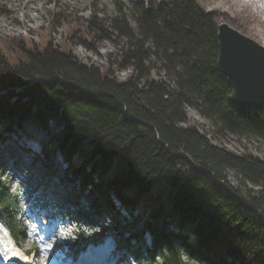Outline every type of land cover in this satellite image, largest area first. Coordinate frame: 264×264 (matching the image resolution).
Returning a JSON list of instances; mask_svg holds the SVG:
<instances>
[{"label": "trees", "instance_id": "16d2710c", "mask_svg": "<svg viewBox=\"0 0 264 264\" xmlns=\"http://www.w3.org/2000/svg\"><path fill=\"white\" fill-rule=\"evenodd\" d=\"M113 5L107 16L92 0L86 19L62 8L59 38V13L47 14L50 29L36 30L37 41L0 34V132L35 124L47 133L40 169L53 171L58 151L81 192L97 177L93 203L102 197L112 209V195L127 210L141 204L143 215L115 230L119 241L147 232L159 264H188L181 247L203 264H264V160L223 146L229 137L264 142V108L230 102L216 68L224 14L198 0ZM103 40L112 45L103 64L87 65L75 51ZM121 67L129 69L123 81ZM187 110L209 129L182 126ZM10 209L0 175V216L12 226Z\"/></svg>", "mask_w": 264, "mask_h": 264}, {"label": "rangeland", "instance_id": "374dc122", "mask_svg": "<svg viewBox=\"0 0 264 264\" xmlns=\"http://www.w3.org/2000/svg\"><path fill=\"white\" fill-rule=\"evenodd\" d=\"M92 0H0V34L7 36L21 35L26 38H31L33 41H37L38 35L35 33L36 30H43V33L47 31L48 26V15L49 13L58 14V23L53 28V34L57 38L61 37L64 32L65 25L61 19L60 12L62 8H67L68 11H76L77 16L81 19H86L89 15L87 7ZM95 6L99 9H104L105 14L110 16L114 13V1L115 0H94ZM125 2L126 0H117ZM200 5L207 11H218L224 14V17H220V21L231 24L234 20V25L239 24L242 28L243 35L251 38L256 43L264 47V0H198ZM223 19H226L225 21ZM43 26V28H42ZM231 27L233 25H230ZM235 29V28H234ZM39 30V31H40ZM238 31V30H237ZM42 32V31H41ZM239 32V31H238ZM94 51H86L79 46L75 47V51L84 58L83 62L87 65L103 64L106 54L112 50V45L109 41L103 40L99 42L93 48ZM128 68L121 67L117 70V76L120 81H123L128 74ZM194 126L201 133L206 132L209 127L205 120H203L195 111L187 110L185 118L181 123L182 126L188 125ZM33 127L40 129L34 124ZM41 131V130H40ZM39 132V131H37ZM10 132H0V138L6 137L7 142L15 140V135ZM44 132H40L42 136ZM1 146V145H0ZM223 146L232 152H240L245 147L248 151L253 153L255 156L264 160V142L243 140L235 141V139L229 137ZM55 159L60 160L59 156L55 154ZM62 169H65L66 164L58 161ZM115 166H124L121 157L115 159ZM76 165V164H74ZM78 182V179H73ZM98 179L93 176L92 183L87 184L86 191H91L93 183H97ZM75 185L76 182H74ZM159 189V184L153 186V190ZM165 190V189H163ZM163 193L162 196H164ZM115 211L120 216L119 219L124 218L125 222H131L133 219H137L138 216L143 215L142 205L139 204L134 208L124 209L121 205L110 195ZM101 199V198H100ZM142 199V198H140ZM102 203L106 200L102 199ZM128 211V212H127ZM170 228V226H169ZM144 245L149 246L150 236L145 233L143 234ZM188 241L192 244L193 239L189 236ZM16 243L18 247L24 251L29 250V244L24 241L23 238L17 237ZM182 259L187 260L188 264H203L202 262L188 260L186 252L180 249ZM161 258V253L154 256L155 260Z\"/></svg>", "mask_w": 264, "mask_h": 264}, {"label": "water", "instance_id": "95a60500", "mask_svg": "<svg viewBox=\"0 0 264 264\" xmlns=\"http://www.w3.org/2000/svg\"><path fill=\"white\" fill-rule=\"evenodd\" d=\"M216 68L239 108H264V47L221 22L217 27Z\"/></svg>", "mask_w": 264, "mask_h": 264}, {"label": "bare ground", "instance_id": "6f19581e", "mask_svg": "<svg viewBox=\"0 0 264 264\" xmlns=\"http://www.w3.org/2000/svg\"><path fill=\"white\" fill-rule=\"evenodd\" d=\"M107 246H108V244H103L100 247H107ZM9 253H11V254H13V255H15L17 257H20V255H21L20 251L17 248L16 249H12L11 248V250L9 251Z\"/></svg>", "mask_w": 264, "mask_h": 264}]
</instances>
